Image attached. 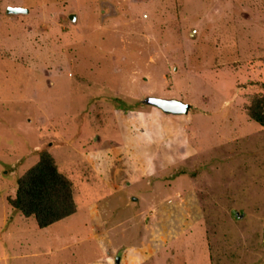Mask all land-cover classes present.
Segmentation results:
<instances>
[{"label": "rangeland", "instance_id": "374dc122", "mask_svg": "<svg viewBox=\"0 0 264 264\" xmlns=\"http://www.w3.org/2000/svg\"><path fill=\"white\" fill-rule=\"evenodd\" d=\"M263 82L264 0H0V264H264ZM48 148L77 211L38 228Z\"/></svg>", "mask_w": 264, "mask_h": 264}, {"label": "trees", "instance_id": "16d2710c", "mask_svg": "<svg viewBox=\"0 0 264 264\" xmlns=\"http://www.w3.org/2000/svg\"><path fill=\"white\" fill-rule=\"evenodd\" d=\"M262 93L253 96L246 106L247 116L264 127V82ZM9 205L25 217H33L39 228L61 221L77 210L73 184L61 172L54 156L47 150L38 152L37 161L16 180Z\"/></svg>", "mask_w": 264, "mask_h": 264}, {"label": "water", "instance_id": "95a60500", "mask_svg": "<svg viewBox=\"0 0 264 264\" xmlns=\"http://www.w3.org/2000/svg\"><path fill=\"white\" fill-rule=\"evenodd\" d=\"M7 12L9 14H18V13H27L28 9L15 6V7H8ZM70 19L74 20L75 15H69ZM141 103L145 105H151L166 114H175V115H183L189 112L191 107L190 103L184 102L177 98H164L154 95H147L143 99H141ZM263 247H264V234H263ZM119 261V257H116L115 263L117 264Z\"/></svg>", "mask_w": 264, "mask_h": 264}, {"label": "crops", "instance_id": "0c3cea01", "mask_svg": "<svg viewBox=\"0 0 264 264\" xmlns=\"http://www.w3.org/2000/svg\"><path fill=\"white\" fill-rule=\"evenodd\" d=\"M147 106H151V105H147ZM151 107H154V106H151ZM155 109H157V110H159V111H161L160 109H158V108H156V107H154ZM162 112V111H161ZM163 114H165V115H173V114H166V113H164V112H162ZM183 115H185V114H183ZM49 149L50 148H48L47 150L49 151ZM40 150V149H39ZM50 152V151H49ZM51 153V152H50ZM37 159H38V157H37ZM28 169V168H27ZM77 211V210H76ZM25 217V216H24ZM27 218V217H26ZM59 222V221H58ZM36 223V222H35ZM57 223V222H56ZM55 224V223H54ZM37 225V224H36ZM53 225V224H52ZM52 225H50V226H52ZM48 227V226H47ZM39 228V227H38ZM44 228H46V227H44ZM116 264V263H115ZM118 264V263H117Z\"/></svg>", "mask_w": 264, "mask_h": 264}]
</instances>
